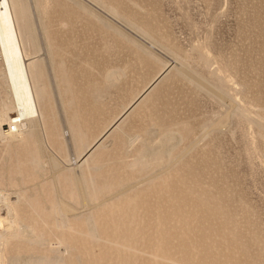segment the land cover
<instances>
[{"label":"rangeland","instance_id":"obj_1","mask_svg":"<svg viewBox=\"0 0 264 264\" xmlns=\"http://www.w3.org/2000/svg\"><path fill=\"white\" fill-rule=\"evenodd\" d=\"M40 1L52 19L47 34L58 48L52 65L60 68V88L46 64L51 87L42 102L43 150L23 128L7 121L0 127V193L22 210L19 225L36 232L22 237L24 249L0 250V264H264V0ZM177 55L208 90L194 91L174 76ZM109 68L119 81L104 85ZM86 71L93 88L100 84L96 91L83 90ZM159 71L157 84L173 78L155 106L173 105L165 118L182 117L189 123L183 135L195 142L180 163L193 166L185 171L188 183L178 185L173 171L147 156V146L165 155L176 142L159 149L163 137L148 129L147 119L130 122L128 141L109 135L83 164L81 152ZM15 114L13 106L8 116ZM205 124L218 127L203 137ZM202 193L216 195L224 212L240 221L229 238L221 216L199 212L195 198ZM58 201L73 211L64 212ZM6 218L0 201V220Z\"/></svg>","mask_w":264,"mask_h":264},{"label":"bare ground","instance_id":"obj_2","mask_svg":"<svg viewBox=\"0 0 264 264\" xmlns=\"http://www.w3.org/2000/svg\"><path fill=\"white\" fill-rule=\"evenodd\" d=\"M38 1L37 0H0V127L4 122L7 121L10 122V124L15 125L16 127L21 128V132L23 131L22 130L23 128L27 136L36 137L37 142L40 145L39 146L40 150L41 149L43 150L42 148L43 142L42 139L40 138L41 136H39L41 130H44L43 127L44 118H42L41 110L42 107L44 106L43 103H44V99L46 98L45 96L48 95L47 88L48 86L51 87V85H47L46 76H48L47 75L48 73L46 71V64H48L50 67L52 80L54 82V88L55 90L58 91L60 88L59 86L60 84L58 83L59 77L56 71L57 69L60 68L59 67L55 68L54 65H52L53 64L52 60L56 56L55 49L58 50L57 46L55 47L53 44L49 42V36L47 34V27L52 22L51 21L52 19H50V15L48 16V13L46 11V7H47L46 2L45 5L42 6L38 3ZM40 2H42V0ZM30 3L33 4V8H34L33 11H31ZM132 5L136 7L137 4L136 5L132 4ZM108 6L110 13L114 15L116 13L115 10L113 9L114 7H110L111 5ZM128 23L130 22L128 21ZM35 24L37 25V27L35 26ZM38 33H40L42 37L43 48L41 47ZM29 47L30 49H32L33 54L29 52ZM43 49L45 50L46 54H44L45 57L43 59H40L38 58V56ZM178 55L176 57L179 59V66L177 67V70L174 72L175 74L174 76L179 77L181 80L185 82L187 81L188 83L187 82L186 83L189 84V86L190 85L193 86L192 88H194V91L208 90V84L205 83L203 80L199 79L198 77H196L195 74H193L188 69V63L186 62V60ZM34 58H37V61H35ZM161 73L162 72L160 71L156 73L149 81H147V83L143 86L141 90L138 91V93H136L135 95H133V97L128 99V101H126V103H124L122 107L114 115L112 114L113 116L110 118V120L106 122L104 127L101 129L98 138L89 147H87L85 152H81L84 155V157H87L83 164H87L89 160H92L95 156H97L98 148H101L103 146L101 142H103L109 135H113L114 141L117 140L128 141L129 138L133 135L130 133L131 130L127 128L131 125L130 122L137 120V122L141 121L142 123H144L147 122L145 120L147 119L149 120L148 122L150 124L149 126H147L149 127L148 129L150 131L151 130L154 131L155 129L159 130V134H160L159 136L163 137V139L161 140L158 146L159 149H164V147L169 145V143L173 140L176 141L174 146L170 148V150H168L165 155L159 152H155L156 150L155 147L151 145L147 146L146 147V151L148 153L147 156L148 157L151 156L152 159H154V161L157 162L161 160L160 161L161 164L157 163V165H161V166L163 165V168H165L166 170L173 171L176 175V181L178 185L185 186L186 183H188V181H186L188 175H186L185 173L186 172L190 173L189 171L192 169L193 166L192 165L189 166L190 165L189 164L188 166L185 165L186 167L183 168L180 166V163L185 157H188L187 155L189 154V152L194 149L195 142H193V144L190 143L191 139H188L190 133L183 135L182 130H184L183 128L189 123L184 121L182 117H181L182 121L177 119L174 120V118L173 120L166 119L167 118L166 115L169 114L171 115L170 112L172 111V110L170 111L171 105L168 102H166V104H163L162 107L157 108L155 106L156 98H158L159 95L162 93L160 92L161 89L165 88V87L162 88V86L165 84V82L168 79L173 78L172 76L169 75L168 77H165L161 83L157 84V80L162 75ZM85 75H87V79L85 81L86 82L85 89L83 90L90 89L96 91L97 88L100 87V84H98L99 86L97 87L95 86L93 88L91 83V81L93 80L90 79V76L88 77L87 71L86 74L84 72V76ZM102 75H103L102 82L104 85L112 84L115 81H117L120 77L118 75V72L112 68L105 69ZM44 77L46 78L45 82L43 80ZM93 85H97V82L94 81ZM82 88H84L83 85L81 86V89ZM60 102L62 103V101ZM13 106H16V114L13 117H9L8 110L11 109ZM52 118L50 117V119ZM259 121L260 123H263L264 121L263 117H260ZM142 123H139V125H141ZM217 127L218 124H210V125L205 124L203 128H201L202 136L207 137ZM145 129L147 128H144V130ZM5 132H7V135L9 136H13L12 133L8 131ZM43 132H44L43 135L45 136L46 132L45 131ZM134 132L135 133L140 132V127L138 130L134 129ZM96 145H99V147L97 146L95 148ZM196 181L197 180H194L193 183H196ZM77 182L79 187H81L82 180L80 179V176H78ZM189 187H193V186H189ZM82 199L83 202L86 201L84 196H82ZM195 199L198 203L197 206H199L200 208L199 212L207 213V215L214 216L216 218H217V214L221 216L219 222L220 224L224 225L223 232L226 233L228 238L230 237L229 233L233 235L236 232L238 228L235 227L234 224L237 221L238 222L240 221L237 220L236 217L232 215V213H228L229 211L227 213L224 212V210L222 209V204L220 203V199L216 198V195L208 197V195L206 196L204 193H202L201 195H198V198L196 196ZM0 201L4 203V207L6 208V215H7L5 221L0 220V223L6 222V228L0 231V250L1 251L5 249L8 250L10 246L12 250L18 252L24 249L23 248L24 244L22 239L23 238L33 239L34 233L36 232H33L32 228L30 227H27L25 225H19L18 220L20 218L23 219L22 210L18 211L15 208L14 204L9 201L6 195L0 193ZM61 205L64 212L67 213L73 211V208L70 207L69 205H65L63 203ZM129 208H130L129 206H125L121 209V211ZM202 209H204V211ZM130 211H133V209H130ZM25 214L26 213H24V215ZM123 214H128V211L124 212ZM193 218H190V220L192 221ZM229 221L230 222L232 221V223H230ZM228 222L232 224V226L228 225L229 224ZM225 224L229 226L227 230L225 228ZM15 256H17L16 253Z\"/></svg>","mask_w":264,"mask_h":264},{"label":"built area","instance_id":"obj_3","mask_svg":"<svg viewBox=\"0 0 264 264\" xmlns=\"http://www.w3.org/2000/svg\"><path fill=\"white\" fill-rule=\"evenodd\" d=\"M9 130H10V131H13V130H14V127H13V126H11Z\"/></svg>","mask_w":264,"mask_h":264}]
</instances>
